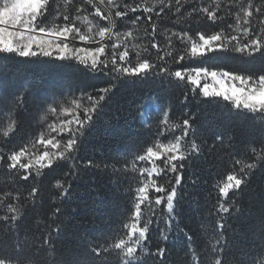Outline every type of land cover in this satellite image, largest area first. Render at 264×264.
<instances>
[{
  "label": "snow or ice",
  "instance_id": "6c2138e0",
  "mask_svg": "<svg viewBox=\"0 0 264 264\" xmlns=\"http://www.w3.org/2000/svg\"><path fill=\"white\" fill-rule=\"evenodd\" d=\"M13 59L55 76L0 80V264H264V0H0Z\"/></svg>",
  "mask_w": 264,
  "mask_h": 264
},
{
  "label": "trees",
  "instance_id": "16d2710c",
  "mask_svg": "<svg viewBox=\"0 0 264 264\" xmlns=\"http://www.w3.org/2000/svg\"><path fill=\"white\" fill-rule=\"evenodd\" d=\"M55 76V73L52 69H50L48 66L46 65H42V64H34V63H26L23 61H19V60H11V61H2L0 60V80L3 81V83L6 86H13V85H20V84H26V83H33V84H38L39 81L41 80H48V79H52ZM140 86H129L127 89H124V93L126 95H131L132 92L137 91L139 89ZM144 88H148V87H153L152 85L148 84V85H144ZM158 94L162 97V99L164 100H169V99H174L175 98V93H170V92H165L162 90L157 89ZM218 111L217 109H212L207 116H205L202 120V130H215V125L218 123V120H213L210 119V117L212 116L213 112ZM104 136L107 135V133H103ZM111 138H109V143L107 145H105L104 149H102V151L105 150H112L114 151L116 148L120 147V145L118 144H113L110 142ZM97 159L100 158V154L97 153ZM218 172H223V167L222 166H217L216 169ZM98 180L103 183V178L98 177ZM8 184V177L3 174L0 173V188L6 186ZM259 188H264V184H260L259 181H257V190H259ZM107 195H109V199L112 200L113 202L109 205V207L111 208V211L108 213V215H110L112 217V219L115 221L117 220L120 216H121V211H122V207H123V202L119 201L116 202L114 200V198L111 197L110 193H106ZM256 193H253V196H255ZM81 198L84 199L87 204L89 205V208H95V205H92V199L91 196L88 192L85 191L84 186L82 184V186L78 189H76V192L74 194L73 199L79 203L80 200L77 198ZM119 205V206H118ZM76 203L71 204V207H75ZM183 211L185 213V215L183 217H181L182 222L180 223L179 227H183L184 223L183 221H186L187 219V214L190 211L189 207L187 204H185L183 206V209H181V207L178 205V211ZM87 221L89 224H101L102 220L100 218V216L94 212V211H89L87 213ZM26 225H28L30 228H33L34 226L31 224L30 219L26 220L24 222ZM207 223V222H206ZM35 235L34 231H29L27 233V237H28V241L29 243H31L33 236ZM24 236V233L22 232V237ZM4 240V236L2 233H0V241ZM157 240V234H153L152 237V242L156 243ZM28 245H25V248L27 249ZM61 245L58 243L57 244V249L59 251ZM81 251V255L79 256L80 259H84L83 255H82V250ZM170 251H171V261L172 264H184L185 261V257H184V246H183V242L179 239H177L175 241V245L170 247ZM65 255L67 256L68 253L67 251H65ZM111 264H116V260L115 258H111ZM149 264H151V262H149Z\"/></svg>",
  "mask_w": 264,
  "mask_h": 264
},
{
  "label": "rangeland",
  "instance_id": "374dc122",
  "mask_svg": "<svg viewBox=\"0 0 264 264\" xmlns=\"http://www.w3.org/2000/svg\"><path fill=\"white\" fill-rule=\"evenodd\" d=\"M225 87H227V85H225Z\"/></svg>",
  "mask_w": 264,
  "mask_h": 264
}]
</instances>
